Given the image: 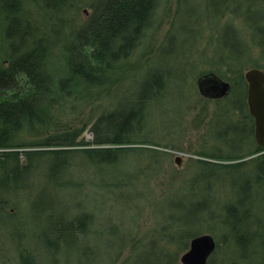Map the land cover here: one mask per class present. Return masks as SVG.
Masks as SVG:
<instances>
[{"label":"rangeland","instance_id":"1","mask_svg":"<svg viewBox=\"0 0 264 264\" xmlns=\"http://www.w3.org/2000/svg\"><path fill=\"white\" fill-rule=\"evenodd\" d=\"M21 1L22 17L31 23L35 39L46 33V69L55 93L45 99V119L24 126L16 140L52 142L54 135L74 132L76 141L86 142L78 148H107L114 157L105 162L74 152L67 168L49 176L44 155L17 188L0 171V264H22L23 256L28 264H156L163 257L168 264H183L180 258L190 241L183 248L180 238L168 237L182 227L194 228L197 236L212 235L215 246L206 264H264L263 244H257L264 240V182L256 184L252 172L264 147L255 140L254 117H244L248 108L241 112L231 107L238 82L247 98L244 73L264 65V50L254 37V26H264V0L232 1L221 11H213L208 0H156L127 56L116 60L102 82L75 86L73 94L57 88L67 71L63 47L90 16L93 0H68L56 8ZM231 32L239 43L233 52L226 42ZM5 39L0 27V42ZM154 71L166 75L165 84L141 101L142 82ZM210 72L229 83L226 94L200 93L197 79ZM137 108L141 113L123 136L130 143L92 144L91 126L103 112ZM235 124L245 129L241 137L229 128ZM226 141L237 150H229ZM257 147L261 150L249 153ZM240 152L245 155L232 157ZM25 163L20 157V164ZM199 201L202 208L188 218ZM230 205L249 233L241 236V244L228 227L234 222L226 212ZM58 214L72 226L83 218L74 227L76 238L67 230L52 231ZM43 231L46 238L40 237ZM153 239L164 255L147 257L145 251L137 256Z\"/></svg>","mask_w":264,"mask_h":264},{"label":"trees","instance_id":"2","mask_svg":"<svg viewBox=\"0 0 264 264\" xmlns=\"http://www.w3.org/2000/svg\"><path fill=\"white\" fill-rule=\"evenodd\" d=\"M34 1L41 2L45 7L51 6L56 8L57 4L60 5V3H65L68 0ZM232 1L234 4L237 0H208L213 11L218 9L221 11L225 4H229ZM155 2L156 0H93L90 4L92 7L90 16L75 31L74 39L73 37L70 38V41L63 47L65 53L64 62L67 71L65 70L64 76L58 80V86L56 84L57 88L59 87V91L62 93L64 91L66 94H73L75 86L85 88L88 85L102 82L106 78L105 74L108 72V69L114 67L115 62H117L116 60L119 57H126L130 49L134 47L137 39L147 25ZM21 5V0H0V27L3 29L6 37L3 44L0 42V171L4 175L6 173L9 176L14 188L24 186L21 179H25L33 171L38 159L44 155L48 156V164L45 171L49 176L67 168L68 161L71 159L70 155L74 152L86 153L88 157L96 159L97 161L110 162L114 157V153L107 148H78L77 146H82L86 142L76 141L78 134L74 132L71 134L64 133L58 136L54 135L53 139L55 140L52 142L45 140L43 143H26L16 140L20 130L24 126L31 128L38 120L45 119V107L47 106L44 104L45 99L48 102V97L50 96L49 99H52V95L55 93V88L52 86L53 78L46 69L47 64L45 58L48 52L47 47L44 45V42H46L44 40L46 33L39 40L35 39L34 29L30 27L31 23L29 22V25L25 16L22 17ZM253 20L256 21L254 18ZM254 28V37L258 42L257 44L262 46L264 50V26L255 25ZM226 30L229 32L230 28ZM234 36L235 32L228 33L226 39V42L230 43L228 48H230L231 52L233 50L237 51V47H239V43L235 41ZM5 45L7 46L5 47ZM237 59L236 57L235 61ZM260 66L259 68L264 69V65ZM214 72L217 73V70ZM166 78V75L154 71L148 78L144 79L139 96L141 97V101H144L145 98H150L155 91L163 88ZM237 85L238 95L235 98L237 103L232 101L231 107L245 112L247 110L245 92L242 91L240 82ZM66 89L69 92H66ZM241 93L244 96L240 95ZM137 111L139 112L137 113ZM140 113L141 110L139 108L122 110L121 114L116 110L106 113L103 112L91 126V131L94 134L92 144L101 146L102 144L108 143H130L123 136L131 131V120H134L136 116L139 117ZM245 116L252 118L248 113ZM231 126L229 128L231 132L235 133L236 137H241L245 133L244 127H239L237 124ZM224 143H227L228 148L231 147L229 150H234L233 152L238 148L234 142L226 141ZM44 145L55 147L49 150L40 149ZM19 147L29 148L20 151L16 149ZM260 150V147L256 149L251 148L249 149V153ZM244 155L245 153L240 152V154L237 153V155L232 157L240 158ZM20 157H24L25 165L20 164ZM220 158L225 157L221 156ZM235 166L238 167V165ZM252 170L255 175L256 184L264 182V153L254 160ZM0 185H4V180H0ZM246 188H249L248 184H246ZM39 199L40 197L38 196L35 205L40 203ZM3 203L4 201L0 199V211L2 208L1 204ZM176 206L181 208V202L179 204L177 202L175 204ZM202 206V202H197L193 207L192 217L188 215V218H195L197 210L202 208ZM172 208L174 207L172 206ZM189 208H186L185 216H187ZM226 212L229 218L232 216L231 218L234 222L230 223L231 225H228L229 222L226 219L223 222L230 227V230L235 231L237 234V242L241 244L244 241H241V239L245 238H241V236L249 237L247 226L244 224L241 227L240 222L237 221L238 218L234 216L236 213L234 207L230 205ZM55 217L51 222L53 223L52 228H54L52 231L57 234V230H67V233L69 234L70 232L69 235L73 239L76 238L74 227L76 225L78 227V222H82L83 218L76 221L75 226H72L73 223L71 222H63V214H58ZM172 218L176 219L173 216ZM181 230L179 233L178 231L177 233L173 232V235L171 234V237L168 235V237L171 239H174V237L180 238L182 247L185 248L188 246L190 239L196 237L198 234L194 228L182 227ZM259 235L261 234L259 233ZM40 237H47L44 231ZM261 243L263 244V249H260V251H264V240L257 244L260 246ZM241 248H244V246H241ZM145 251L148 254L147 257L150 253H162L164 255V250L160 248L157 240H154V243L149 242L145 246V249L137 253V256ZM20 258L22 264H28L25 259L27 257L23 256ZM163 260L165 263L160 261V263L156 264H168L169 260L166 261L165 257H163Z\"/></svg>","mask_w":264,"mask_h":264},{"label":"water","instance_id":"3","mask_svg":"<svg viewBox=\"0 0 264 264\" xmlns=\"http://www.w3.org/2000/svg\"><path fill=\"white\" fill-rule=\"evenodd\" d=\"M247 104L254 117V136L258 145L264 147V72L260 68L248 69ZM199 91L207 97H220L226 94L230 85L215 73H208L197 79ZM215 246L210 234H202L190 240L189 249L180 258L183 264H205Z\"/></svg>","mask_w":264,"mask_h":264},{"label":"bare ground","instance_id":"4","mask_svg":"<svg viewBox=\"0 0 264 264\" xmlns=\"http://www.w3.org/2000/svg\"><path fill=\"white\" fill-rule=\"evenodd\" d=\"M256 68H258V67H256ZM210 73H214V72H210ZM208 74V73H207ZM217 75V74H216ZM247 100V99H246ZM249 111V110H248ZM249 113H250V111H249ZM250 115H251V113H250ZM253 117V116H252ZM255 121V120H254ZM209 257V256H208ZM206 264V263H205Z\"/></svg>","mask_w":264,"mask_h":264},{"label":"flooded vegetation","instance_id":"5","mask_svg":"<svg viewBox=\"0 0 264 264\" xmlns=\"http://www.w3.org/2000/svg\"><path fill=\"white\" fill-rule=\"evenodd\" d=\"M246 99H247V98H246ZM246 103H247V100H246ZM247 106H248V104H247ZM247 108H248V110H249V107H247ZM248 114H250L249 111H248ZM253 123H254V121H253Z\"/></svg>","mask_w":264,"mask_h":264}]
</instances>
